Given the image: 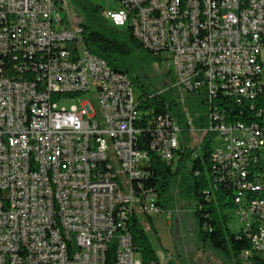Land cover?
<instances>
[{
  "label": "built area",
  "instance_id": "2783aa9c",
  "mask_svg": "<svg viewBox=\"0 0 264 264\" xmlns=\"http://www.w3.org/2000/svg\"><path fill=\"white\" fill-rule=\"evenodd\" d=\"M63 1L0 0V264H143L131 224L162 212L149 151L174 164L180 124L59 27ZM114 1L105 17L212 103L216 178L264 260V0Z\"/></svg>",
  "mask_w": 264,
  "mask_h": 264
},
{
  "label": "trees",
  "instance_id": "16d2710c",
  "mask_svg": "<svg viewBox=\"0 0 264 264\" xmlns=\"http://www.w3.org/2000/svg\"><path fill=\"white\" fill-rule=\"evenodd\" d=\"M69 6L78 18L76 26L82 28L85 48L105 59L112 69L127 74L133 86L138 84L142 88L141 93L136 91V97L141 100L143 109L153 108L160 113L174 115L180 124L181 145L174 164L168 165L155 152L149 151L146 182L158 193L161 211H169L178 204L189 208L196 221V235L203 247L234 264H248L244 254L252 249L251 242L239 231L229 228L228 216L224 213L226 208L235 206L236 186L216 178L218 169L212 160V150L217 133L209 130L212 103L205 92L185 90L176 84L175 78L164 91H149L139 77L131 76V61L137 50L154 54L144 48L131 29L124 27L122 30L109 21L104 15L106 6L93 0H69ZM64 22L67 27H73L68 13ZM191 131L199 132L195 145H191ZM146 217L150 226L140 218H134L130 229L142 263L161 264L148 229L157 238L158 232L153 217ZM258 260L256 264H264L262 258L258 257Z\"/></svg>",
  "mask_w": 264,
  "mask_h": 264
},
{
  "label": "rangeland",
  "instance_id": "374dc122",
  "mask_svg": "<svg viewBox=\"0 0 264 264\" xmlns=\"http://www.w3.org/2000/svg\"><path fill=\"white\" fill-rule=\"evenodd\" d=\"M93 1L104 6H107L108 2L111 1L112 7L117 8V3L114 0ZM60 7H64V9L61 10ZM66 13L69 14L73 27L77 28L78 18L72 12L69 0H64L59 4V15L63 19V23H60L59 27L64 28L66 26L64 22ZM55 28H57L56 25ZM120 28L124 30V27ZM131 65V76L133 78L139 77L141 83L145 84L149 91H164L172 79H176L175 69L173 66L169 68L168 60L165 57L160 59L142 50H137L134 53ZM134 89L137 93L142 92V88L138 84H134ZM94 95V92H87L74 99H64L60 107L70 108L74 104H79V99L83 101L92 100L97 104V100L93 98ZM198 134L197 131H191V145L196 144V135ZM199 152H201L200 148ZM189 210V208L178 204L173 209L169 211L162 210L161 213L153 217L158 238L149 229L148 234L159 262L161 264H234L227 258L200 244L195 232L196 221ZM224 213L228 216L229 228L234 232H238L241 222L236 207L233 205L226 208ZM140 220L145 221L147 226L151 225L146 215H141Z\"/></svg>",
  "mask_w": 264,
  "mask_h": 264
},
{
  "label": "bare ground",
  "instance_id": "6f19581e",
  "mask_svg": "<svg viewBox=\"0 0 264 264\" xmlns=\"http://www.w3.org/2000/svg\"><path fill=\"white\" fill-rule=\"evenodd\" d=\"M65 95H72V87H65ZM244 255H253V246L252 249L246 251Z\"/></svg>",
  "mask_w": 264,
  "mask_h": 264
}]
</instances>
